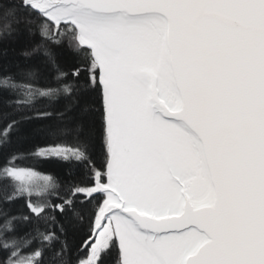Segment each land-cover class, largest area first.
Masks as SVG:
<instances>
[{
    "label": "snow or ice",
    "instance_id": "1",
    "mask_svg": "<svg viewBox=\"0 0 264 264\" xmlns=\"http://www.w3.org/2000/svg\"><path fill=\"white\" fill-rule=\"evenodd\" d=\"M14 33L41 37L19 55L55 76H0L22 113L0 148L54 119L29 155L68 167L59 181L21 169L23 153L0 165L4 200L29 210L0 222V264H264V0H0V41ZM48 42L78 57L71 73Z\"/></svg>",
    "mask_w": 264,
    "mask_h": 264
},
{
    "label": "trees",
    "instance_id": "2",
    "mask_svg": "<svg viewBox=\"0 0 264 264\" xmlns=\"http://www.w3.org/2000/svg\"><path fill=\"white\" fill-rule=\"evenodd\" d=\"M41 37L39 35H33L29 37L27 34H13L11 36L3 37L0 41V48L7 49V56L0 57V76L13 74L18 72L17 64L20 67H27L31 65H36L41 69V78L38 81L39 86H47L54 84L55 69L50 64H44L43 61L46 57L42 53L34 54L30 59L19 55V53L25 48H31L36 42L40 41ZM48 46L54 49L58 56V63L65 71L71 73V71L78 66V57L73 54L67 47L66 42L59 47L56 44L48 42ZM19 80V77H16ZM69 80L72 79L71 75L68 77ZM10 95L9 90L0 87V129L4 128L10 118H18L22 113L15 112V106H9L7 101L13 99ZM70 98L61 97L58 101L54 102L51 107L45 108L44 106L48 104L47 99L40 98L35 102V107L41 110L47 111H59L64 105L69 102ZM11 114V116L7 115ZM54 123L53 120H32L22 122L19 126V131H13L10 137L11 142L6 144L4 147L0 148V165H2L8 156L13 153H23L24 157L16 163L21 169H35L37 176L40 174L43 176H51L59 181H64L67 177L64 175V169L68 167L67 164L61 163L59 160L55 159H40L37 160L33 158L29 153L34 151L37 146L43 148L52 143L44 134L34 133V129L41 124ZM95 159L97 164L103 163V155L97 145ZM43 177L34 181L36 184L43 183ZM38 190V189H37ZM6 191H10L6 187V182L0 181V222H2L6 215H29V210L26 205V200L21 198L14 200L12 203H7L4 200V195ZM34 219V218H31ZM16 233L17 236H23L26 232L30 230V224H25L23 221L16 222ZM87 225H83L80 230L73 234L69 232L68 241L72 246L73 252H75L76 246L80 243V236L82 231L86 230ZM35 247V244L33 245ZM6 253L0 252V259ZM84 255V253H81ZM74 258V257H73Z\"/></svg>",
    "mask_w": 264,
    "mask_h": 264
}]
</instances>
